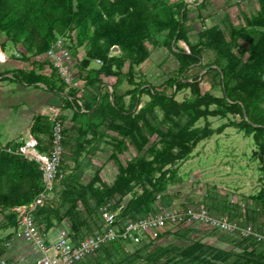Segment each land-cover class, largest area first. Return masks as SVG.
I'll list each match as a JSON object with an SVG mask.
<instances>
[{
	"label": "trees",
	"instance_id": "obj_1",
	"mask_svg": "<svg viewBox=\"0 0 264 264\" xmlns=\"http://www.w3.org/2000/svg\"><path fill=\"white\" fill-rule=\"evenodd\" d=\"M261 3L262 11L253 21H250L261 29H258L255 37L250 38L253 42L249 56L244 60L232 50L233 47L238 46V38L244 36L241 31L234 29L230 31V40L206 32L200 34L202 39L197 44L186 39L190 52L181 48L178 42L185 37L181 31L186 17V6L177 2L170 5L165 0H0V30L5 32L13 43H22L27 52L39 57L43 63H45L42 60L43 54L59 35H63L69 29H78V45H84L86 42L90 45L85 59L80 64L77 63V67H81L77 75L87 85L82 94V105L76 101L75 94L78 89L66 92V84L59 75L58 82L54 80L51 82L46 75L39 74L34 69L19 70L17 73L14 72L13 79L26 84L42 82L49 91L56 90L63 94L68 103L69 99L74 100L80 112L81 110L93 111L94 116L99 120L95 129L99 130L105 126L117 131L122 137L117 142V152H123L129 141L138 145L140 149L148 143L150 134L158 130L156 125L158 114L155 107L164 111L165 120L162 123H171L169 130L175 138V143L170 140L164 142L166 146L163 149L151 146L144 156L130 160L127 165L121 164L119 176L111 188L101 189L91 186L89 192L81 197L83 209L75 205L65 213H61L50 206L38 207L34 212L37 222L42 223L46 229H50L55 217L59 220L69 217L71 238L73 243L77 244L86 236L104 229L105 219L101 206L108 204V200L116 193L121 194L119 201H123L127 194L134 191L133 182H137L142 187V192L140 194L135 192L136 197L131 200L125 210L120 202L116 205L119 207L117 209L109 205L113 210H118L119 225L138 220L149 213L156 212L160 207H169L176 203L178 194L163 192L171 178L167 176V172H162L160 176L157 173L162 171L171 160L184 158L201 140V136L197 138L193 136L188 152L173 149L174 145L181 144L176 136L192 121L193 110L186 109L188 120L184 122L180 117L183 114L182 108L178 107L179 109L175 110L177 104L171 96L161 91H153L151 88L143 90L139 84L133 91L132 100L128 105L123 97L125 93L117 84L113 86L112 93L108 90L103 92L105 88H103V75H119L113 70V65L120 64L121 59L110 57V49L118 45L131 61L138 62L146 51V40L154 34L165 32L163 43L181 61V73L193 66H199L203 54L207 51L215 53V58L211 62L200 67L206 70L203 78H212L214 86L215 80L218 81L217 84L223 93L221 97H215L210 93L201 95L198 92V82H187L185 79L188 77L176 78L174 83L178 89L185 85L197 88V94L191 103L193 108L199 105L209 106L214 102L237 109L242 119L234 124L244 130L247 135H253L258 146L255 157L263 163L264 170V0ZM201 46L204 47L200 48ZM70 47L74 55H78L79 50ZM96 58H102L104 63L100 64L99 68L89 69L91 61ZM53 69L57 74L56 69ZM83 71L85 74L82 73ZM199 76L200 73H197L192 77L197 79ZM143 91L148 92L152 100L134 114L135 106L139 101L138 96ZM98 130H95L94 134L100 141L105 132ZM41 131L49 134V142L46 144V150L49 152L52 124L46 117L38 116L33 125L32 134L41 140L39 136ZM82 135L81 126L64 127V153L59 174L65 166L66 158L70 155H79ZM184 146L186 147L187 144H183ZM66 177V188L61 194L62 203L69 199L75 201L74 197L80 192L75 179ZM42 179L43 174L38 162L0 149V209H12L30 203L43 188ZM261 197L264 198V190L261 191ZM189 202L192 204L194 200L190 199ZM179 204L183 208L187 206V204ZM200 204L216 216L225 215L213 203L200 201ZM249 215V219L255 222L256 229L264 230V225L262 227L259 224L261 213L254 210ZM227 216L230 220L238 221L242 225L247 224L239 220L238 214L229 212ZM179 226L182 227L180 229H188V225ZM221 234L220 240L227 243H230L232 239H238L236 243L240 250L218 248L201 242L188 247L176 244L151 247V244L144 239L137 244L141 246L132 252H129L128 245L122 242L104 244L96 252L74 264H264V245L258 243L254 237L236 238L229 233ZM248 246L255 249L249 250ZM3 252L5 248L0 249V254Z\"/></svg>",
	"mask_w": 264,
	"mask_h": 264
},
{
	"label": "rangeland",
	"instance_id": "obj_2",
	"mask_svg": "<svg viewBox=\"0 0 264 264\" xmlns=\"http://www.w3.org/2000/svg\"><path fill=\"white\" fill-rule=\"evenodd\" d=\"M165 1L170 5L177 2L186 6V17L183 20L181 31L185 37L178 42L179 46L184 48L186 52H190L186 39L197 44L202 39L200 34L208 32L213 36H222L230 40V31L234 29L241 31L244 36L238 38V46L233 47L232 50L236 55L243 57L244 60L248 58L250 46L253 42L250 38L255 37L254 35L258 32V29H261V27H258L255 23H250V21H253L255 16L262 11V0ZM164 33L151 35L146 40V51L138 62L131 61L130 57L123 54L120 46L114 45L118 46V50H115L113 46L109 51V56L121 59L120 64L113 65V70L119 75H103V88L105 87L103 92L108 90L112 93L113 86L117 84L125 93L123 97L128 105L132 100L133 91L139 84L143 90L151 88L153 91H161L171 96L177 104L175 110L182 108L183 114L180 117L184 122L188 120L186 109L193 110L194 117H192V121L184 126L185 128L180 130L179 135L176 136L181 144L174 145L173 149L174 151L188 152V147L193 142V136L195 138L201 136V140L191 148L184 158L179 157L171 160L162 171L157 173L160 176L162 172H167V176L171 178L166 185V190L163 192L178 194L179 198L175 201L178 204L190 205V199L213 203L219 207L222 214L226 216L229 212L238 214L241 222L252 224L255 228H257L255 222L249 219V214L254 210L259 211L261 215L260 223H258L263 227L264 198L261 197V191L264 190L263 163L255 157L258 146L253 135H247L244 130L234 124V122H240L242 119L239 111L214 102L209 106L199 105L193 108L191 103L197 94V88L185 85L178 89L174 83L176 78L188 77V79H185L187 82H198V92L201 95L210 93L215 97H221L223 93L217 84L218 81L215 80L216 85L214 86L212 78H203L206 70H202L200 67L207 62H211L215 58V53L207 51L206 54H203L199 66H193L181 73V61L178 56L163 43ZM59 36L64 37L70 46L79 50L78 55H74L73 50L72 53L79 60L78 64H80L85 59L86 51L90 47L89 43L78 45L77 28L69 29ZM2 48L13 64L8 65L2 62L0 83H10L11 79L9 78L13 77L14 72L17 73L19 70L31 71L33 69L39 74L46 75L51 82L53 80L54 82L59 81L58 74H55L50 64L43 63L39 57L27 52L22 43H13L8 39L6 33L0 30V49ZM96 59L91 61L89 69L99 68L100 64L104 63L102 58V63H98ZM80 69L81 67L76 68L77 71ZM11 72L12 74H10ZM82 73L85 74L84 71ZM197 73H200L197 79L192 77ZM81 82V86L75 88L78 89L75 94L77 96L76 101L80 105H82L83 91L87 88L83 79H81ZM49 92L53 93L54 91L50 90ZM138 97L139 101L135 106L134 114H137L152 100L151 95L146 91L140 93ZM69 100L68 103L64 99L61 106H49L46 112L41 110L35 115L33 122L34 125L36 118L43 116L52 124L53 118L56 117L62 120L66 128H71L73 125L83 128V135L79 143V155H70L69 158H66L65 166L62 167L60 174L58 172L53 188L45 198V205L43 206L58 209L61 213H65L75 205L83 209L82 195L88 193L91 186L101 189L111 188L119 176L121 164L127 165L130 160L144 156L146 150L150 149L151 146L163 149L166 146L164 142L170 140L175 143L172 131L169 130V124L171 125V123H162L165 120L164 111L155 107L158 114L156 121L158 130L150 134L148 143L140 149L138 145L129 141L126 143L123 152H117V142L122 138L117 131L105 126L99 130L95 129L99 120L94 116V112L88 110H81L80 112L75 101ZM77 110H79L78 115ZM54 112H57V115H54ZM95 130L105 132L100 141L94 134ZM32 136L35 137L33 134ZM39 136L41 140L35 137L34 140L30 139L24 143H0V149L34 160L40 166V162L33 155V150L47 154L46 144L49 142V134L41 131ZM185 143L187 146L183 147ZM34 144L35 147H33ZM66 176L75 179L76 184L80 187V192L74 197L75 201L69 199L62 203L61 194L66 188ZM132 185L135 188L132 193H129L131 200L136 197L135 192L137 194L142 192V187L137 182H133ZM120 199L121 194L116 193L107 203L117 209L119 207L116 205H118ZM120 205L123 206L122 201ZM14 208L0 209V249L5 248V252L0 254V264H2V260H5L6 264H36L40 253L24 238L21 232L20 220ZM52 222L50 229H46L42 223L37 222L41 234L47 240V244H51L57 239L60 230L68 226L70 219L66 217L59 220L58 217H55ZM180 228L182 227L161 228L147 234L145 239L149 242L148 244H151V247L157 245L168 246L170 244L188 247L201 242L218 248L240 250L236 243L238 239H232L230 243L221 241L222 234L206 225L193 223L188 225V229ZM140 246L131 245L127 248L129 252H132ZM248 247L249 250L255 249L252 246Z\"/></svg>",
	"mask_w": 264,
	"mask_h": 264
},
{
	"label": "built area",
	"instance_id": "obj_3",
	"mask_svg": "<svg viewBox=\"0 0 264 264\" xmlns=\"http://www.w3.org/2000/svg\"><path fill=\"white\" fill-rule=\"evenodd\" d=\"M42 57L44 62L56 69L57 74L66 84V92L81 86L82 82L76 70L78 60L74 57L70 44L64 37L59 36ZM0 60H5V57L0 55ZM96 61L102 63L99 58ZM56 111L58 112V110ZM57 112H54V115H57ZM63 130L62 120L54 117L50 151L46 154L33 150L34 157L40 162L43 189L30 203L14 208L18 214L24 238L40 253L36 264H74L96 252L104 244L122 242L128 246L137 245L144 241L147 234L161 228L187 226L193 223L206 225L215 231L229 233L239 238L252 236L258 243L264 245V230L259 231L252 224L242 225L238 221L230 220L228 216H216L201 205L199 200H194L185 208L178 203L169 207H160L156 212L149 213L138 220L128 221L123 225L118 224V210H113L109 204H103L100 208L105 219L103 230L88 235L79 243L74 244L69 222L68 226L60 230L57 239L51 244H47V240L35 222L34 212L38 207L45 205V198L53 188L59 172L64 153ZM2 264H6V261L2 260Z\"/></svg>",
	"mask_w": 264,
	"mask_h": 264
},
{
	"label": "crops",
	"instance_id": "obj_4",
	"mask_svg": "<svg viewBox=\"0 0 264 264\" xmlns=\"http://www.w3.org/2000/svg\"><path fill=\"white\" fill-rule=\"evenodd\" d=\"M0 54L5 57V60H0V69L3 68L2 62L13 64L3 48ZM9 79L10 83H0V143L34 140L31 130L35 115L41 110L46 112L49 106H61L65 97L56 90L49 92L48 87L41 82L26 84Z\"/></svg>",
	"mask_w": 264,
	"mask_h": 264
},
{
	"label": "water",
	"instance_id": "obj_5",
	"mask_svg": "<svg viewBox=\"0 0 264 264\" xmlns=\"http://www.w3.org/2000/svg\"><path fill=\"white\" fill-rule=\"evenodd\" d=\"M114 49H115V50H118V46H114ZM130 200H131V195H130V194H127V195L124 197L123 201H122V205H123V207H124V210H125V209L127 208V206L129 205Z\"/></svg>",
	"mask_w": 264,
	"mask_h": 264
}]
</instances>
